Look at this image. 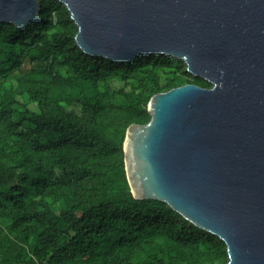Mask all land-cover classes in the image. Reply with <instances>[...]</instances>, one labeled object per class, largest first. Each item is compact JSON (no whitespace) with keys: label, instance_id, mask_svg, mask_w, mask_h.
<instances>
[{"label":"trees","instance_id":"obj_1","mask_svg":"<svg viewBox=\"0 0 264 264\" xmlns=\"http://www.w3.org/2000/svg\"><path fill=\"white\" fill-rule=\"evenodd\" d=\"M39 2L40 20L0 22V264H226L217 235L134 198L124 162L153 94L212 84L166 54L91 56L66 6Z\"/></svg>","mask_w":264,"mask_h":264},{"label":"water","instance_id":"obj_2","mask_svg":"<svg viewBox=\"0 0 264 264\" xmlns=\"http://www.w3.org/2000/svg\"><path fill=\"white\" fill-rule=\"evenodd\" d=\"M91 56L181 59L211 87L153 94L124 140L134 198L167 203L227 246L226 264H264V0H58ZM39 0H0V22L40 20Z\"/></svg>","mask_w":264,"mask_h":264},{"label":"rangeland","instance_id":"obj_3","mask_svg":"<svg viewBox=\"0 0 264 264\" xmlns=\"http://www.w3.org/2000/svg\"><path fill=\"white\" fill-rule=\"evenodd\" d=\"M164 79H165V75H163V77H162V83H164ZM123 86H124V82H122V81H117L113 84V87L115 89H120ZM126 89L129 90L130 88L126 87ZM27 108L30 109L31 111H35V112L38 111V107H37L36 103L29 104ZM67 110L70 112H74V113L79 114L80 106H78L77 104H72V105L67 107Z\"/></svg>","mask_w":264,"mask_h":264}]
</instances>
